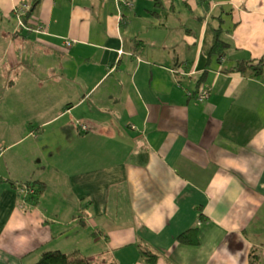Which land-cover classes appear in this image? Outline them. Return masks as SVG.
<instances>
[{
  "label": "crops",
  "instance_id": "obj_1",
  "mask_svg": "<svg viewBox=\"0 0 264 264\" xmlns=\"http://www.w3.org/2000/svg\"><path fill=\"white\" fill-rule=\"evenodd\" d=\"M26 1L0 0V264H264V78L226 70L264 57V0H41L23 27Z\"/></svg>",
  "mask_w": 264,
  "mask_h": 264
},
{
  "label": "trees",
  "instance_id": "obj_2",
  "mask_svg": "<svg viewBox=\"0 0 264 264\" xmlns=\"http://www.w3.org/2000/svg\"><path fill=\"white\" fill-rule=\"evenodd\" d=\"M41 0H29L26 1V4H29V7L26 8L23 13H21V16L24 21V25H21L23 27H27V23L34 12V10L37 8V6L40 4ZM157 9L152 10L153 14H158L160 16H164L165 18L168 16L170 12V8H168L163 0H156ZM164 11L166 14L164 15ZM14 13L17 16L16 9H14ZM221 21L224 22V19H221ZM223 26L220 25L216 28V35L215 40L212 48V53L216 54L221 60L227 53L229 43L223 38ZM228 72L231 73H241L245 74L250 77H261L264 78V57L259 59L258 61H252V60H241L236 65L226 69ZM200 82L202 79L199 80ZM191 95H197V92H192ZM1 150V148H0ZM13 186L16 188L18 195L23 202V204L30 206V207H36L38 206L43 196L45 195L46 191L48 190V183L44 180H26V181H11ZM26 186L25 192L20 193L19 185ZM81 212L79 213L78 217H84L83 214V206L81 207ZM207 217L205 215H201V220H206ZM83 220V219H82ZM84 223L85 220H83ZM106 237H108L106 235ZM178 240L185 244H195L199 243V238L194 230H186L179 234ZM148 253V252H147ZM153 257L150 258V260L155 261L156 255H152ZM155 257V258H154ZM252 264H255L257 261L252 256L251 258ZM34 264H92L89 257L86 255H83L81 253H75L70 256H62L58 253H55L52 250L45 251L41 255L40 259L35 262Z\"/></svg>",
  "mask_w": 264,
  "mask_h": 264
},
{
  "label": "built area",
  "instance_id": "obj_3",
  "mask_svg": "<svg viewBox=\"0 0 264 264\" xmlns=\"http://www.w3.org/2000/svg\"><path fill=\"white\" fill-rule=\"evenodd\" d=\"M131 4V3H130ZM29 7V4H26L25 2H22L20 4H18L15 9H16V13H17V16L19 17L20 19V24L21 25H24V21L22 19V16H21V13H23V11ZM67 44L69 46H72L74 45V41H67ZM191 94V93H190ZM209 90L208 89H204L202 90L201 92L198 93V97L201 101H204L206 100L208 97H209ZM86 127V126H85Z\"/></svg>",
  "mask_w": 264,
  "mask_h": 264
},
{
  "label": "rangeland",
  "instance_id": "obj_4",
  "mask_svg": "<svg viewBox=\"0 0 264 264\" xmlns=\"http://www.w3.org/2000/svg\"><path fill=\"white\" fill-rule=\"evenodd\" d=\"M219 12H221V9H219ZM24 147V145L23 146H19L18 147V149H21V148H23ZM0 148H2V147H0ZM17 182V181H16ZM26 186H23L22 184L21 185H19V190H20V193L22 194L23 193V191L25 192V188ZM23 203V202H22ZM65 244V243H64ZM86 254V253H85Z\"/></svg>",
  "mask_w": 264,
  "mask_h": 264
},
{
  "label": "flooded vegetation",
  "instance_id": "obj_5",
  "mask_svg": "<svg viewBox=\"0 0 264 264\" xmlns=\"http://www.w3.org/2000/svg\"><path fill=\"white\" fill-rule=\"evenodd\" d=\"M3 149L1 148V151H2Z\"/></svg>",
  "mask_w": 264,
  "mask_h": 264
}]
</instances>
